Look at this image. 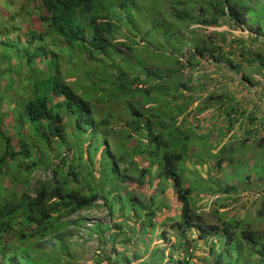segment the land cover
I'll return each mask as SVG.
<instances>
[{
	"label": "rangeland",
	"instance_id": "rangeland-1",
	"mask_svg": "<svg viewBox=\"0 0 264 264\" xmlns=\"http://www.w3.org/2000/svg\"><path fill=\"white\" fill-rule=\"evenodd\" d=\"M21 1L0 0V127L10 138L9 143L14 150L18 148L17 139L26 138L29 143L33 142L32 130L30 131L25 123L17 125L16 120L17 113L21 112V103L32 95L29 77L35 72L38 61V58L33 59L32 55L37 54L36 51L38 52L40 47L46 48V57L41 58V60L46 58L44 68L52 69L56 65L57 75L66 84L77 87L78 91L89 99L91 106L103 93L107 100L95 104L94 107L99 117L105 113L112 115L111 128L115 129L116 120L122 122L127 118L126 114L122 113V107L129 114L128 105L142 112L145 118L153 120L154 129L157 128L156 124H159V140L167 142L170 148L160 146L158 141L156 142L158 146L154 143L151 148L147 146V152L153 150L157 155L170 151L185 154L183 161L177 163V173L185 183L183 187L192 189L188 203L194 215L205 223L212 224H219L222 219L235 220V224L240 227L249 228L255 233H264V216L252 218L248 214L254 209V201L258 205L254 200L259 194L256 187L257 190H260V186L263 188V185H260L262 181L259 180L264 175V145L260 147L256 144L255 134L252 135L254 126L246 124L248 116H245L250 112L257 114L258 119L262 118L261 115L264 116V96H259L260 100L257 96L252 98L247 92L246 84L239 80L242 75L246 78L249 87L254 85L257 63L246 64L234 55L231 58L232 69L239 65L238 73L234 75L231 73L235 77H229L228 74L227 77H223L221 66L216 67L213 62H202L197 56H191L197 46H205L208 49L213 44L222 48V52L225 53L229 48L226 42L230 36L257 34L255 26L249 28L243 24L242 28L237 30L229 20L220 17L216 28L194 25L202 19L198 15L199 11L203 10L204 18L210 13L215 17L218 15L212 13V8L209 10L206 7V1L209 0H127V6L122 8L121 14L118 15L121 17L120 29L115 32L113 39L105 36L107 43L113 45L116 53L115 55L113 51L106 50V56L110 57L108 63L113 64L112 75L106 77L107 81L97 82L93 77H85L84 73L89 69L81 66L80 63L86 58L80 53L76 54L75 50L69 52L64 50L60 38L51 39L42 35L40 40L38 39L37 36L42 34L44 27L48 25L45 21L41 23L38 17H44L46 14L44 11L38 13L31 5L27 8ZM103 1V7L107 6L105 0ZM211 1L216 2L215 9L218 10L219 0ZM243 1L246 3L249 1V14L253 22L263 26L261 32L264 34V5L260 8L262 0ZM179 2L183 4H179L178 9L182 8L193 17L192 21H175L174 14L178 12L175 5ZM209 31L214 32L208 38ZM31 35L34 39L28 42L27 39ZM260 45H255V53L264 57L263 43ZM208 51L209 49L203 52L204 57H207ZM51 54H54L55 60L50 59ZM26 55L31 57L28 61ZM68 58L71 60L68 61ZM40 67L42 68L41 65ZM118 73L123 77H115ZM151 73L159 77H141ZM50 74L52 72L48 70L44 77ZM40 76L41 73L37 74V77ZM136 78L137 81H134ZM92 81L96 82L93 84ZM137 82L136 87L140 86L149 91V109H147L149 106L146 105L147 101L145 103L142 100L144 93H140L141 91H130L131 95H135L134 97H123L115 92V85L111 87L114 83L130 86ZM253 99L254 105L251 104ZM233 102L237 103L239 108L237 112L242 110L245 112L236 122L233 120L235 118L228 117ZM62 120L64 122L65 117H62ZM244 125L247 126L248 133ZM17 128L19 132L16 133ZM115 130L122 131L118 126ZM257 135L264 138V131L257 132ZM117 136L118 133L105 138L107 147L104 149V155L108 162L116 160L125 153L123 149L117 150L113 145ZM139 139L140 135H137L135 140ZM2 149L3 143L0 139V152ZM33 151L36 156L39 154L38 166L25 176L16 174V170L11 169L12 166L9 167L10 169L6 168V174L0 177V186H5L7 189L2 191L11 189L9 179L21 177L18 179L20 185L16 186L17 197L23 191L32 196L38 182L53 178L52 167L58 157L49 160L48 156L37 148L33 147ZM95 157L98 158V155L95 154ZM219 158L222 161L216 165L217 172L214 170L212 175L207 176L206 172L215 166L214 161ZM125 159L118 160L116 165L121 172L119 177H124L127 182L137 177V172L134 173V165L141 168L147 162L142 156L130 151L126 152ZM158 164L159 156H156L151 170H158ZM95 167L94 172L97 173L96 164ZM104 173L110 182V187L119 183V179L115 180L114 174L109 170H105ZM153 178L156 180L146 186L149 188L155 184L157 186L158 181V185L162 186L161 189L141 191L142 194L135 198L143 205L148 196L161 198L162 205L151 208V214L146 208H141V212L128 208L125 194L128 192L131 196L135 194L129 191L130 188L126 183L121 184L117 186L119 194L117 197L121 199L120 201L112 200L111 196L105 193L103 196L109 198L106 208L98 206L100 201L95 202V206L90 209L74 213L69 218L71 222H68L67 227L58 231L52 239L42 240L40 248L36 250L37 255L33 256L32 251L27 249L32 256L33 264H42V261L51 264L42 259L41 255L50 254V258L53 259L56 253L48 248L62 239L65 240L64 244L68 246L70 254L67 264H159L160 262H156V256L161 250L164 256L160 264H174L175 257L179 253L177 247L182 249L183 246L177 245L171 250L173 256L168 251L169 244L168 246L165 242L162 244L164 239L157 240V238L160 235L162 237L167 235L170 240L174 237L175 232L170 230L168 225L171 222L167 219L169 208H176V203L172 199L171 203L166 199L168 185L159 181L156 174ZM231 187L236 193H230V190L224 192V188ZM237 197L239 200H234ZM157 209L162 210L156 211ZM133 212L136 213L134 216ZM154 215L157 218H154ZM149 218H151V226L148 225ZM73 221H78V224L72 225ZM100 225L105 226L101 229ZM161 225L165 228L161 229ZM192 237V233L187 237L186 248L189 259L184 264H204L201 258L207 256V248L202 244L194 246ZM53 262L55 264L54 260Z\"/></svg>",
	"mask_w": 264,
	"mask_h": 264
},
{
	"label": "trees",
	"instance_id": "trees-1",
	"mask_svg": "<svg viewBox=\"0 0 264 264\" xmlns=\"http://www.w3.org/2000/svg\"><path fill=\"white\" fill-rule=\"evenodd\" d=\"M21 2L27 8H29L28 5H31L32 9L34 8L38 13L41 11L45 12L46 15L44 17H38L41 22L45 21L48 23L46 30L42 33L43 36L51 39L60 38L64 50L67 52L75 50L76 54L80 53L86 58L84 62L80 63L81 66L89 69L87 73H84L85 77H93L97 82L107 81L106 77L112 75L111 66L113 64L108 63L110 57L106 56V50L113 51L115 55L116 53L113 45L107 43L105 36L113 39L115 32L120 29L121 17H118V15L121 14L120 10L127 6V0H105L107 4L105 7L102 5L103 0H22ZM179 4L183 3L179 2L175 5L178 11L174 14L175 18L173 17L175 21H192L193 17L189 16L182 8L178 9ZM215 4V1H206V7L209 10L212 8V13L214 12L218 15L215 17L210 13L208 17L204 18L202 16L205 15L202 12L203 10L199 11L198 15L202 19L194 25L203 28H216L220 17V19L226 18L229 20L230 24L234 25L237 30L242 28L243 24L249 28L255 26L254 29H256L255 32L257 34L230 36L226 42V46L229 48H227L225 53L222 52V48L213 44L214 46L211 45L208 48L207 57L203 56V52L208 50L205 46H197L191 56H197L202 62H213L216 67L221 66L223 77H227V74L229 77H235L232 74L238 73L237 68L239 65L232 69L231 58L234 55L235 57L238 56L246 64L257 63L255 65L254 85L249 87L250 85L246 82V78L242 77V75L239 80L246 84L247 92L252 98L257 96L258 100H260L259 96H264V91H262L264 84L261 85V83H264V57H261L257 52L255 53V45L261 46L260 44L263 43L264 46V34L261 32L263 26L253 22L249 14V1L246 3L243 0H219L218 10L215 9ZM263 5L264 0H262L260 8ZM213 32L209 31L207 33L208 38L211 37ZM33 38V35L29 37L30 40ZM36 53L32 56H34L33 59L38 58L37 67L32 76L29 77L30 94L32 93V95L27 101L21 103V112L17 113L16 120L18 121L17 125L25 123L28 129L32 130L33 135L31 138L33 142L29 143L26 138L17 139L18 148L14 150L10 146V138L5 135L0 127V139L3 143V149L0 152V177L5 175L6 168L10 169L9 167L11 166V169L16 170V174L22 176L29 174L31 170L38 166L39 154L36 156L33 153V147L45 153L49 160L56 157H58V160L53 163V178L38 182L32 196L23 191L17 197L16 186L20 185L18 179L21 177L13 180L9 179L12 185L9 191H2V189L7 188L0 186V264H33L32 256L29 255L27 249L32 251L33 256L34 254L37 255L36 250L40 248L42 240L45 238H48V240L52 239L58 231L67 227L68 222H71L69 218L74 213L90 209L95 206V202L100 201L98 206L101 205L106 208L109 198L103 196L105 193L111 196L112 200L120 201L121 199L117 197L119 195L117 186L121 184L126 183L130 188L129 191L135 194L134 196H131V193L128 194L129 192L125 194L127 198L126 205H129L128 208H132V211L138 210L141 212V208L151 209L152 206L154 208L159 207L162 205L161 198H157L154 195H147L146 206L135 199L146 190L161 189L162 186L158 185V181L157 186L156 184L152 188L146 186L149 182L156 180L153 178L155 174L159 181L168 185L167 201L171 203L172 199L176 203V208H169L170 212L167 219V221L171 222L168 225L170 230L175 232L174 237L171 240L167 235L164 237L160 235L157 238V240L164 239L161 242L162 244L164 242L167 243V246L169 244V252L174 250L177 245L183 246L182 249L177 247L179 253L175 257L176 262L174 264H184L188 261L189 255H187L186 243L190 233L193 235L191 241L194 246L202 244L207 248V256L201 258L204 260V264H264V233H255L249 228L240 227L235 224V220L231 219L224 220L221 218L222 220L219 224L205 223L192 213L188 203L192 189L183 187L185 183L177 173V163L183 161L185 154L170 151L157 155L153 150L147 152V146L149 148L154 144L158 146L156 143L158 141H160V146L166 149L170 148L167 142L159 140V124H156L157 128L154 129L153 120L145 118L142 112L127 104L129 114L122 107V113L126 114L127 118L123 119L122 122L116 120V123L121 124L114 123L115 129L118 126V129L122 130L117 132L114 127L111 128L112 115L105 113L99 117L94 107L95 104L104 103V100H107L103 93L91 106L89 99L84 97L77 87L66 84L57 75L56 65L52 69L49 67H47L48 69L44 68L46 67V58L42 59L43 61L41 58L46 57L47 49H40ZM70 56L71 54L68 55V57ZM25 57L26 61L31 58L29 55ZM50 59L55 60L54 54L50 55ZM69 60L71 58H68ZM242 67L244 68L243 65ZM48 70L52 74L44 77ZM39 73H41V76L37 77ZM113 75L115 76V74ZM115 77H123V75L118 73ZM141 77L159 76L151 73ZM96 81H92L93 84ZM134 81H137V78ZM136 84L138 82L130 86L114 83L111 87L115 85L114 89L116 91H113L123 97H134L135 95H131L130 91H141L140 93H144L143 102L147 101L145 103L149 105V91L142 89L140 86L136 87ZM251 104H255L254 99ZM121 106H123V103ZM149 107L150 105L147 109ZM230 107L228 117L235 118L233 119L235 122L244 116V110L237 112V109L239 110L237 103L233 102ZM245 116H248L246 124L254 126L252 135L255 134L256 144L260 147L263 146L264 138L258 136L257 132L264 131V116L261 115L262 118L258 119L257 114L255 115L253 112L248 115L245 114ZM62 117L66 119L64 122ZM244 128H246V133H248L247 126L244 125ZM18 129L16 133L19 132ZM116 132L119 136L114 138L113 145L117 150L123 149L125 153L116 160L108 162V160L106 161V155H104V149L107 147L105 138L111 137L113 134L116 135ZM137 135H140L138 141L135 140ZM132 139L135 141L133 140L132 142ZM53 145L55 146L53 147ZM128 151L142 156L147 163H144L141 168H138L135 164L134 173L136 174L137 172L136 179L125 182L124 177H119L121 172L117 169L116 164L118 160H126L125 155ZM99 152L100 154H98ZM95 154L98 155V158L95 157ZM156 156H159V169L152 171L151 166L155 162ZM220 158L215 159V166L209 172H206L207 176L212 175L214 170L217 172L216 165L219 164V161H222ZM95 164L97 165V173L94 172ZM105 170H109L111 174H114L115 180L119 179V183L110 187V182L104 173ZM259 181H262L260 185L262 184L263 188L260 186V190H257L258 188L256 187V191L259 194L254 200H256L258 205L254 201V209L248 213L252 218L264 216V175ZM232 189L233 187L230 189L224 188V192L230 190V193H236ZM237 199L239 200L238 197L234 200L237 201ZM234 200H231V202H235ZM239 206L242 205L239 204ZM148 212L151 214L152 210H148ZM135 214L134 212L132 213L133 216ZM150 220L151 218L148 219L149 226L152 225ZM77 224L78 221L72 222V225ZM104 226L100 225V228L102 229ZM64 242V239L59 240L56 245L48 248L56 253L53 259L50 258V254L41 255L42 259L49 261L51 264H54L53 260L55 264H67L70 260V254L68 246ZM57 248L58 250H56ZM172 255L174 256V254ZM163 256L164 252L161 250L156 256V262L161 263ZM199 261L201 262V260ZM42 264L47 263L42 261Z\"/></svg>",
	"mask_w": 264,
	"mask_h": 264
},
{
	"label": "clouds",
	"instance_id": "clouds-1",
	"mask_svg": "<svg viewBox=\"0 0 264 264\" xmlns=\"http://www.w3.org/2000/svg\"><path fill=\"white\" fill-rule=\"evenodd\" d=\"M41 23H43V21L41 22ZM46 30V26L44 27V30L43 31H45ZM43 33V32H42ZM38 36H42V34H40V35H38ZM37 36V37H38ZM30 37V36H29ZM45 37V36H44ZM45 38H48V37H45ZM34 39V38H33ZM33 39H31V40H33ZM39 40H40V38H38ZM29 38L27 39V41L28 42H30L31 41ZM40 49H44V50H46V48H42V47H40ZM145 206H146V204H144ZM151 208H153V206L151 207ZM147 209H149V211H150V208H147ZM159 210H162V209H157L156 211H159ZM155 211V212H156ZM154 218H157L155 215H154ZM164 223V222H163ZM165 225L167 224V223H164ZM162 226V225H161ZM163 228H165V226H163L161 229H163Z\"/></svg>",
	"mask_w": 264,
	"mask_h": 264
}]
</instances>
